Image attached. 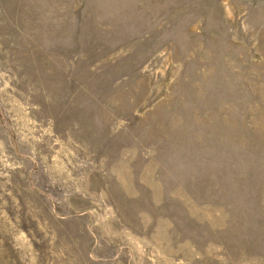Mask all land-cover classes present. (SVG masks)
Masks as SVG:
<instances>
[{
  "label": "rangeland",
  "instance_id": "rangeland-1",
  "mask_svg": "<svg viewBox=\"0 0 264 264\" xmlns=\"http://www.w3.org/2000/svg\"><path fill=\"white\" fill-rule=\"evenodd\" d=\"M0 264H264V0H0Z\"/></svg>",
  "mask_w": 264,
  "mask_h": 264
}]
</instances>
